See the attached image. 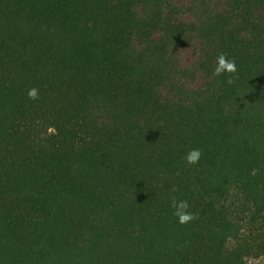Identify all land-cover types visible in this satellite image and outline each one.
Instances as JSON below:
<instances>
[{
  "label": "trees",
  "instance_id": "1",
  "mask_svg": "<svg viewBox=\"0 0 264 264\" xmlns=\"http://www.w3.org/2000/svg\"><path fill=\"white\" fill-rule=\"evenodd\" d=\"M263 256L264 0H0V264Z\"/></svg>",
  "mask_w": 264,
  "mask_h": 264
},
{
  "label": "clouds",
  "instance_id": "2",
  "mask_svg": "<svg viewBox=\"0 0 264 264\" xmlns=\"http://www.w3.org/2000/svg\"><path fill=\"white\" fill-rule=\"evenodd\" d=\"M236 70L235 60L228 58L224 53L217 57V64L215 68L216 75H221L223 73H235ZM232 82L231 78L227 80L228 84H232ZM27 95L31 100H37L39 98V90L35 87L30 88ZM200 157L201 151L199 149H191L186 153L185 160L188 164H196L198 163ZM171 207L173 209V214L178 218L179 223L184 224L195 219V214L189 211V204L186 200L177 201L173 198Z\"/></svg>",
  "mask_w": 264,
  "mask_h": 264
},
{
  "label": "rangeland",
  "instance_id": "3",
  "mask_svg": "<svg viewBox=\"0 0 264 264\" xmlns=\"http://www.w3.org/2000/svg\"><path fill=\"white\" fill-rule=\"evenodd\" d=\"M250 264H264V256L258 259H252Z\"/></svg>",
  "mask_w": 264,
  "mask_h": 264
}]
</instances>
